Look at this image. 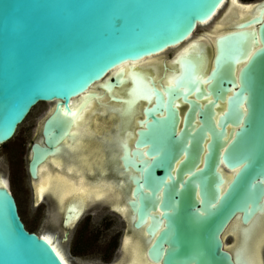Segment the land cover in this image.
Masks as SVG:
<instances>
[{
	"label": "water",
	"instance_id": "1",
	"mask_svg": "<svg viewBox=\"0 0 264 264\" xmlns=\"http://www.w3.org/2000/svg\"><path fill=\"white\" fill-rule=\"evenodd\" d=\"M238 1L0 0V147L39 105L53 106L30 146L38 182L94 101L124 113L144 102L150 121L132 140L103 142L109 176H96L127 184L123 241L140 232L150 264H245L224 238L238 225L242 243L264 214V0ZM189 41L158 89L141 64ZM80 212L69 203L64 227ZM0 264H65L4 186Z\"/></svg>",
	"mask_w": 264,
	"mask_h": 264
},
{
	"label": "bare ground",
	"instance_id": "2",
	"mask_svg": "<svg viewBox=\"0 0 264 264\" xmlns=\"http://www.w3.org/2000/svg\"><path fill=\"white\" fill-rule=\"evenodd\" d=\"M236 1L239 3L238 0ZM230 5H235V3L232 2ZM227 6L228 4L222 9ZM239 8L242 12L250 11L249 14H251V7ZM228 9H226V11ZM141 65L147 66L149 64ZM52 107H50L51 110ZM50 109L49 111H51ZM88 109L90 110L91 107L85 109L75 121L76 128L74 130V138L71 140H65V147L62 149L61 153L49 158L44 167L40 170L39 181L33 182L34 188L37 189L38 202L40 204L47 197H50L52 201H55V205L58 206L59 213L63 212L69 203H75V208L81 210V212L72 218V227L78 223L88 208L94 207L95 205H101V207L103 205H108L112 211L125 219L128 229L130 230L131 224L128 219L129 209L124 203L125 198L128 197L129 191L127 189V184L124 183L123 185H119L118 183H115V178H96L97 175L109 176L103 142H115L117 137L111 135L103 138L96 137L95 134L97 132L92 129L95 114H89ZM100 128L107 130L106 127ZM118 140L119 139L117 138V141ZM3 186L9 188L8 181L5 178L0 177V187ZM262 217H264V214L261 215L260 218ZM259 219L255 220L254 226ZM258 223H261L257 230L259 235L264 234V218ZM250 229L251 228L246 230L248 233L245 232L246 234H244L243 242L241 245L239 244L241 250L240 253L242 254L241 256L245 264H259L260 261L258 256L252 251L253 249L251 250L249 249L250 247H248L250 246L249 244H251L247 239L251 231ZM234 231H237V235L240 236V228L238 225H235L231 231L226 233L224 238L226 246L231 250L236 247L235 244L230 247L226 242L229 240L227 239L228 236H233V234L230 233L235 234ZM40 235L53 245L54 249L65 264H71L61 248L59 236L57 234L48 232L46 228H44ZM251 237L254 236L251 235ZM233 239L236 238L233 237ZM62 243H64V241ZM145 246V237L140 232L133 230L132 237H127L123 241L121 248V254L123 257L121 256L122 259H120V263L150 264L145 257Z\"/></svg>",
	"mask_w": 264,
	"mask_h": 264
},
{
	"label": "rangeland",
	"instance_id": "3",
	"mask_svg": "<svg viewBox=\"0 0 264 264\" xmlns=\"http://www.w3.org/2000/svg\"><path fill=\"white\" fill-rule=\"evenodd\" d=\"M242 1L257 2L260 0ZM197 51L202 57L204 67L206 53L200 46ZM48 109L49 106L46 104L39 105L19 128L17 135L0 147V177L4 175L3 178L8 181L9 188L17 199L20 215L28 229L38 233L46 228L50 197H47L39 206H34L33 182L29 175L28 163L30 146L40 136L41 125L47 116ZM111 211L108 205L102 207L95 205L88 208L75 228L71 230L68 241L62 243V233H58L61 248L71 264H112L122 259L120 248H122V239L128 226L125 219ZM263 218L257 221L260 222ZM258 222L253 226V230L250 229L247 239L251 244L248 247L259 256L260 262H264V234L259 235L257 230L261 223ZM60 223L59 219L58 227Z\"/></svg>",
	"mask_w": 264,
	"mask_h": 264
},
{
	"label": "flooded vegetation",
	"instance_id": "4",
	"mask_svg": "<svg viewBox=\"0 0 264 264\" xmlns=\"http://www.w3.org/2000/svg\"><path fill=\"white\" fill-rule=\"evenodd\" d=\"M205 31H206V29H203L201 34H205ZM191 42L192 41H189L188 43H186L185 45H182L178 49H174V50L169 51L168 53L161 54V55H158V56L151 58V59L157 58L156 64L155 65L149 64V65L145 66L146 68L149 67L147 69V71H149V73L153 76L154 81L156 83V87L158 89L164 88L165 85L169 84V82L171 81V78L174 77V74L176 73L178 65L177 66L172 65V61L178 56L179 52L182 51L183 49H185L187 46H189ZM204 43L208 44L209 41H204ZM108 101L110 102V98L107 95V101L106 102H108ZM110 103L112 105L117 104V105L121 106V104H119V103H115V102H110ZM141 103H142V104H140L141 106L145 105L144 102H141ZM92 105H93V107H91L90 110L88 109V111H89V114H91V115L95 114L94 115L95 116L94 117V125H93L92 129H93V131L97 132L95 134V136L99 137V138H103V137H106L108 135H111V136L117 137L118 139L132 140V138L136 135V132L141 128V126L139 124L140 121H145V122L150 121L149 119L146 120V117L143 113V108H141V106H137L131 112L124 113L123 111H118V110L116 112H111L108 108H106L104 106H99L96 101H94L92 103ZM178 109L180 111V116L183 118V115L187 109V105L184 104V105H182L181 108H178ZM48 112L49 111H47V113ZM163 115L164 114H161L159 116H163ZM97 127H98V129H97ZM100 127H106L107 130H104V128L101 129ZM142 127L144 128V126H142ZM101 132H103V133H101ZM32 190H33V187H32ZM33 200H34V191H33ZM49 200H50V204H49V208H47L48 212L46 214V218H47L46 219L47 220L46 221V224H47L46 230L48 232H51V233H54L57 235H58V233H62V241L66 242L70 238L71 230L73 228H75L76 225L73 227L70 226L68 228H65L64 227L65 209L63 212H60L61 213L60 214L58 206L55 205L56 204L55 201L54 200L52 201L51 198ZM52 202H53V204H52ZM33 204L35 206V203H33ZM110 210H111V208H110ZM111 212H113V211H111ZM59 219H61V223H60V226L58 227ZM26 227H27V225H26ZM27 229H28V227H27ZM29 231H31V230H29ZM66 231L69 232V235L67 237V240L65 241V238H66L65 232ZM31 232H35V231H31ZM36 233H38V232H36ZM230 234H233V236L232 235L228 236L227 239H229V240L226 243H228V246H230V247L234 246V244L236 247H238L239 244L241 243V240H238V239H240V236L237 235V231L235 232V234L234 233H230ZM233 237L236 239H233ZM122 242H123V239H122ZM236 247H234L232 249V251H234ZM120 252H121V250H120ZM258 258H259V256H258ZM260 263L264 264V262H259V264ZM112 264H117V263H112Z\"/></svg>",
	"mask_w": 264,
	"mask_h": 264
}]
</instances>
